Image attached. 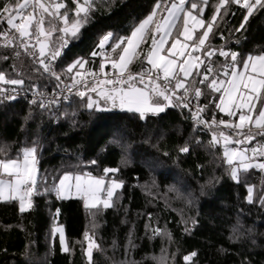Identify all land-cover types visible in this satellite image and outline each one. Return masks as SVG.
Returning a JSON list of instances; mask_svg holds the SVG:
<instances>
[{
    "label": "trees",
    "instance_id": "1",
    "mask_svg": "<svg viewBox=\"0 0 264 264\" xmlns=\"http://www.w3.org/2000/svg\"><path fill=\"white\" fill-rule=\"evenodd\" d=\"M8 2L0 0V9ZM65 2L71 17L75 4ZM156 3L94 0L87 24L77 37L69 38L56 60L57 73L71 80L75 70L67 76L63 73L78 58L88 60L86 68L99 72L101 57L91 53L98 50L101 38L113 34L102 51L115 56L111 43L128 36ZM216 3L209 1L205 21ZM246 14L239 5H231L227 13L222 9L206 47L238 52L241 59L264 52V9L254 11L244 28L236 31ZM7 27L0 18V30ZM60 36L53 33L51 47L59 46ZM150 45L151 36L140 51L147 53ZM201 57L207 63L202 53ZM225 62L219 55L213 61L218 69ZM147 67L142 55L131 71ZM37 68L39 64L18 44L0 46V71L6 78L23 79L24 85L18 87L29 90L57 89L58 81ZM196 79L194 87L202 89V103L209 105L206 112L223 119L210 103L211 92ZM189 86H193L191 79ZM84 103L78 96L48 110L21 102L0 103V157L16 158L22 149L37 147L41 192L23 213L18 201L0 202V264H89L83 248L86 232L99 245L93 251V264H264V203L260 200L264 171H240L239 180L232 179L222 159L223 147L209 145L211 132L197 127L188 109L171 107L141 119L110 105L107 111L88 110ZM185 146L189 151L181 152ZM105 168L118 171L105 175ZM84 170L106 176L107 181L115 177L123 182L112 207L88 209L81 199L62 200L55 192L44 191L65 172ZM250 186L251 203L247 199ZM93 218L97 225L90 229ZM56 225L65 227L66 252L54 235ZM157 228L159 235L154 233ZM192 252L196 256L185 262L183 257Z\"/></svg>",
    "mask_w": 264,
    "mask_h": 264
},
{
    "label": "snow or ice",
    "instance_id": "2",
    "mask_svg": "<svg viewBox=\"0 0 264 264\" xmlns=\"http://www.w3.org/2000/svg\"><path fill=\"white\" fill-rule=\"evenodd\" d=\"M93 2L94 0H83L82 3L81 0H72L75 8L71 9L73 15L70 17V9L65 0H15L14 4L9 0L0 9V18L8 26L7 29L0 30V38L3 39L0 46L18 44L28 56L34 58V62L39 64L44 73L63 83L62 74L55 71L52 62L61 56L69 38L77 37L87 24ZM208 5L209 0H173L171 3L168 0H157L152 12L128 36L119 37L111 43V52L115 56L102 51L113 40V34L107 33L101 38L98 50L91 53L92 57H101L99 75L86 68L89 61L83 58L69 64L63 75L72 74L75 70L74 75L69 77L71 84L66 88L68 92L78 89L75 95L85 102L84 107L88 110L107 111L110 109L106 106L110 105L111 108L136 113L141 119H145L148 115H159L169 107L188 109L195 125L204 126L211 132L209 145L216 147L222 144L223 162L228 166L231 178L238 181L240 171H264V140L248 147L257 137H264V52L249 54L241 59L238 52L223 48L217 50L206 47V44L210 35L214 34L217 18H222V9L225 13L231 5L246 9L247 14L244 15L240 28L236 29L240 31L254 11L264 9V0H218V3L212 5L214 12L210 19L205 21L203 16ZM161 12L166 14L157 20L156 17ZM56 21L62 26H57ZM178 22H181V29L174 37L173 32L178 28ZM198 29L204 30L199 32ZM54 32L62 33L59 38L61 43L55 48L51 47L49 39ZM149 33L151 45L147 53H142L141 45L147 43ZM170 38L172 43L166 49ZM195 53H202L207 63L201 55ZM217 54L226 58L219 69L212 61V57ZM142 55L144 62L150 67L132 72L131 65ZM16 56L19 57L20 52H16ZM108 63L115 70L112 75L105 72ZM40 68L36 71L39 72ZM89 77L92 79L89 80ZM197 77L200 78L199 84L219 93L218 98H213L210 103L228 117L238 119L217 120L215 116L210 120L205 119L203 113L208 110V104L196 105L193 110L192 100L199 101L204 95L200 87H194ZM190 79L193 85L191 87ZM24 83L23 79L6 78V74L0 71V84L23 86ZM10 91L15 92L16 89L0 87V94H4L5 99L15 100L16 96L11 95ZM31 102L37 103L35 99ZM56 102L54 100L49 103ZM39 106L44 108L47 105L41 101ZM220 126L231 131L220 130ZM37 150L35 146L27 147L16 158L0 157V200L18 201L22 213L32 207V197L41 194ZM180 151L188 152L189 149L185 146ZM103 171L107 175L118 169L105 168ZM105 185L104 177L65 172L59 177L58 184H53L44 191L55 192L58 199L75 195L84 201L85 208L99 211L113 206L116 189L121 188L123 182L111 180L107 187ZM247 199L249 203L253 202L251 186L248 188ZM260 200L264 203V195H261ZM53 232L59 233L62 250L68 251L63 228H54ZM154 233L159 235L161 230L154 229ZM84 236L88 242L85 252L89 264H93V249H99V245L87 232ZM195 256L196 253L192 252L185 255L183 260L190 262Z\"/></svg>",
    "mask_w": 264,
    "mask_h": 264
},
{
    "label": "built area",
    "instance_id": "3",
    "mask_svg": "<svg viewBox=\"0 0 264 264\" xmlns=\"http://www.w3.org/2000/svg\"><path fill=\"white\" fill-rule=\"evenodd\" d=\"M17 22H19V21H17ZM68 44H67V46H68ZM66 47H64L62 49V54H63V52H64ZM219 49H217V50H219ZM62 54H61V56H62ZM217 56H218V54L213 56L212 57V61H214V59ZM52 63H53V67H54V69L56 71V63H57V61H54ZM114 71H115L114 69H110V70L107 71V73L109 75H112ZM97 74L99 75V72H97ZM88 79L91 80L92 78L89 77ZM61 80L63 81V83L58 82L59 87L57 89L51 91V92L39 91V90H29V89H25V88H20L18 86L0 84V87L8 88L9 90H11L13 87L16 89L15 92H11L10 91L11 95H15L16 96L15 100L5 99L4 98V94H0V103L21 102V103H25V104H28V105H33V106L40 107L39 104H40L41 101H43V103L45 105H47V106L44 107V108L40 107L41 109L48 110V109L60 108L67 101H69V99L71 97L76 96L75 92L78 90V89H73L72 92H68L66 86L71 84V80H69V79H67L65 77H62V76H61ZM78 88H79V86H78ZM65 97H67V99H65ZM57 98H59V99L57 100ZM33 99H35L37 101V103L33 104L31 102ZM54 100L57 101V102L56 103H51V104L49 103L50 101H54ZM192 104H193V110H195V106L196 105H201L202 106L203 105L202 97H200L199 101H196L195 99H193L192 100ZM203 116H204L205 119H209V120L213 118L207 112L203 113ZM216 119L219 120L218 118H216ZM201 127H204V126H201ZM220 130H224L226 132H230L231 131L229 129H224L223 126H220ZM253 131H255V129H253ZM262 140H264V137H257V140L253 141L252 144L248 145V147H252L258 141H262Z\"/></svg>",
    "mask_w": 264,
    "mask_h": 264
},
{
    "label": "rangeland",
    "instance_id": "4",
    "mask_svg": "<svg viewBox=\"0 0 264 264\" xmlns=\"http://www.w3.org/2000/svg\"><path fill=\"white\" fill-rule=\"evenodd\" d=\"M210 1V0H209ZM186 7H187V5H186ZM63 11V10H62ZM166 13H160L157 17H156V19L157 20H159L160 19V17L162 16V15H165ZM203 19H204V16H203ZM205 20V19H204ZM56 24H57V26H62V25H60L59 24V21H56L55 22ZM181 29V22H178V28L177 29H175L174 30V32H173V36L175 37L176 36V34H177V32L179 31ZM204 29H198V31L199 32H202ZM55 34L56 33H59L60 35H62V33H60V32H54ZM149 36H151V33H149V35H148V38H149ZM211 36V35H210ZM50 39V41L52 40V38H49ZM182 41H183V38L181 37L180 38ZM209 40H210V37H209ZM209 40L207 41V44H206V46L208 45V42H209ZM171 43H172V38H170L169 39V42H168V44L165 46V48L167 49L168 47H170V45H171ZM188 43H191V42H188ZM109 44V43H108ZM143 45V44H142ZM141 45V46H142ZM195 55H201V53H195ZM107 68H110V69H112V67H111V64L110 63H108L107 64V66H106V68H105V72H107L108 70H107ZM169 108H171V107H169ZM168 109V108H167ZM166 109V110H167ZM164 113V112H163ZM160 114H162V113H160ZM235 119V117H228L227 116V119H224V120H234ZM221 146H222V144H221ZM232 146H234V145H230V147H232ZM223 147V146H222ZM69 172H72V173H78V174H83V173H90L92 176H94L91 172H89V171H87V170H84L83 172H76V171H69ZM94 177H100V176H94ZM102 177H104V179H105V181H106V187L108 186V183H110V181L111 180H116L115 179V177H112V178H108V180L109 181H107V177L106 176H102ZM118 182V181H117ZM58 183H59V180H58ZM57 183V184H58ZM183 183V181H181V184ZM122 188V187H121ZM121 188H119V189H116V192L117 191H119ZM179 189V188H178ZM180 190H182V189H180ZM101 195H104L103 193L101 194ZM115 197V196H114ZM113 197V198H114ZM70 199H81V198H79V197H77V196H75V195H73L71 198H67V199H62V200H70ZM82 200V199H81ZM1 201H11V200H7V199H5V200H0V202ZM31 209V208H30ZM29 209V210H30ZM94 215H92V217H93ZM97 224H96V221H95V219L93 218L92 220H91V225H90V229H93V228H95V226H96ZM58 227H62L63 228V231H64V235H65V244H66V246H67V237H66V230H65V227L64 226H62V225H56L54 228H58ZM54 235L55 236H57V238H58V241H59V243H60V239H59V233L58 232H56V233H54ZM87 241L86 240H84L83 241V248H87ZM60 245H61V243H60ZM61 247H62V245H61ZM95 249V248H94ZM94 249H93V251H94Z\"/></svg>",
    "mask_w": 264,
    "mask_h": 264
},
{
    "label": "crops",
    "instance_id": "5",
    "mask_svg": "<svg viewBox=\"0 0 264 264\" xmlns=\"http://www.w3.org/2000/svg\"><path fill=\"white\" fill-rule=\"evenodd\" d=\"M202 58V57H201ZM221 78H223V77H221ZM207 91H210L211 92V95H212V97L213 98H218V96H219V93H214V92H212L210 89H208ZM207 94H208V92H207ZM124 112H127V111H124ZM127 113H132V112H127ZM222 115H223V119H227V115H225L224 113H222V112H220ZM136 114V113H135ZM235 119H238V117H235ZM234 119V120H235Z\"/></svg>",
    "mask_w": 264,
    "mask_h": 264
}]
</instances>
